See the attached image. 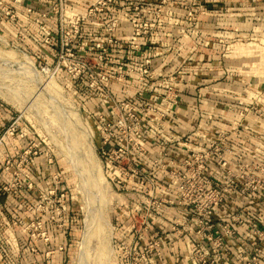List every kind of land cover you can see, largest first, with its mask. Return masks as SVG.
Instances as JSON below:
<instances>
[{
	"label": "rangeland",
	"instance_id": "obj_1",
	"mask_svg": "<svg viewBox=\"0 0 264 264\" xmlns=\"http://www.w3.org/2000/svg\"><path fill=\"white\" fill-rule=\"evenodd\" d=\"M59 1L47 0V9L42 12H51L53 7L58 12L80 14L89 10L115 12L122 20L127 19L128 12H139L136 24H150L151 31L141 34L137 42L142 46L153 42L142 50L155 55L151 72L158 76L181 71L166 73L157 66L172 49L169 39L179 35L187 43L199 38L205 43L196 25L206 12L237 14L235 23L253 27L244 43L255 48L256 43L264 42L254 29L261 20L242 14L264 12V0ZM17 7L12 6L16 14L13 19L0 12V191L8 194L0 207V264H34L37 258L55 261L59 258L56 253L61 256L57 260L60 264H143L140 251L148 249L145 244L150 233H158L157 237L164 240L162 255L168 244L176 242L181 248L178 239L169 234L173 235V227L179 228L170 224L171 219L183 215L179 179L184 178L186 190H193L191 178L178 175L185 168L176 162L162 168L165 161L159 159L157 147L146 143L130 155L131 168L126 167L119 175L118 168L106 166V156L100 153L95 122L105 107L98 74L116 73L120 59L114 53L115 46H109L102 55L100 49L84 48L81 43L87 45L86 37L92 33L89 44L96 45L102 32L97 23L104 22L103 17L109 14L79 22V33L65 46L61 44L60 26L67 19L58 15L43 19L37 13L35 22L55 28L50 46L45 43L46 35L37 36L26 26ZM139 60L134 55L130 65H123L122 72L132 69L130 78L110 83L109 91L117 99L136 100L138 82L132 76L138 72ZM250 68L257 71L255 58ZM95 203L100 208L93 207ZM230 206L242 209L240 201L234 200ZM144 207L148 209L150 231L142 239L141 231L128 229L131 224L136 230L143 229L142 220H135ZM88 210L94 219L84 237ZM99 216L106 219L108 227ZM233 226L235 239L228 242L233 244L229 246L232 263L254 264L252 258H256L257 264H264V247H250L243 237L246 227ZM152 259L156 264L163 261L155 255Z\"/></svg>",
	"mask_w": 264,
	"mask_h": 264
},
{
	"label": "built area",
	"instance_id": "obj_2",
	"mask_svg": "<svg viewBox=\"0 0 264 264\" xmlns=\"http://www.w3.org/2000/svg\"><path fill=\"white\" fill-rule=\"evenodd\" d=\"M23 0H0V12L13 19V5H20ZM67 0H60V4ZM62 9V8H60ZM32 10L27 8L25 12ZM58 12L56 7L51 12L38 13L39 18L46 19L50 15L64 16L60 26V37L64 38L65 46L69 45L70 37L79 33V22L86 18L109 14L103 17L104 22L97 23L102 32L97 35L95 46H90L89 40L94 38L90 33L84 48L100 49L106 53L109 46H115L114 53L119 57L120 66L113 75L98 74L101 84L100 96L105 109L97 114L95 128L100 140V153L106 156V166L118 168L119 175L131 168V154L143 145L157 147L158 157L165 161L162 168L174 162L182 165L178 175L189 176L193 190H186L184 178L177 184L183 197L180 208L183 215L180 219H171L173 227L172 238L179 241L182 250L181 260L176 264H233L232 252L228 242L235 239L236 230L233 224H243L246 227L244 238L252 248L264 247V130L256 129L248 121L253 118L264 122V88L247 89L237 98L235 106L228 107L233 117L228 125L222 126L212 133L202 131L196 126L189 135L183 136L168 129L169 120L175 116L181 100L182 84L185 71L174 74L156 75L151 72V51H143L153 45L150 40L142 46L141 34L151 31V25L136 24L139 12H128L127 19L114 15L115 12ZM205 13V12H202ZM102 20V21H103ZM94 23V22H93ZM128 31L125 39L117 37ZM115 33V35H113ZM45 43L53 45L51 34L46 35ZM134 55H138V72L134 74L138 89L136 100H122L109 91L112 81H124L130 78L132 69L122 72L123 65L131 64ZM101 59V57L99 58ZM129 68V67H128ZM89 70V68H88ZM85 70H83L84 72ZM158 76V77H157ZM178 175H176L178 177ZM7 191L6 187H3ZM186 192V194H184ZM191 193V194H189ZM61 197L63 195L61 194ZM240 201L241 210L231 207L232 201ZM148 209L140 218L143 229L136 230L131 224L128 232H139L142 239L150 231ZM158 233H150L148 249L141 250L143 264H156L152 255L163 260L161 247L164 240L157 237ZM157 237V238H155ZM155 238V241L152 240ZM61 249V248H60ZM148 252L151 254L147 256ZM254 264L256 258H252ZM135 264V262H131Z\"/></svg>",
	"mask_w": 264,
	"mask_h": 264
},
{
	"label": "crops",
	"instance_id": "obj_3",
	"mask_svg": "<svg viewBox=\"0 0 264 264\" xmlns=\"http://www.w3.org/2000/svg\"><path fill=\"white\" fill-rule=\"evenodd\" d=\"M30 8L33 12H25ZM47 9V0H24L17 7L18 14L26 26L37 36L51 34L53 25H43L35 22L36 14ZM230 12H206L196 25L200 38L197 42L187 43L179 38L169 39L172 49L164 58L157 62L166 73L187 70L189 76L182 84V94L176 114L168 122V129L180 135H186L196 126L206 133L219 130L228 125L233 117L228 107L235 106L237 98L245 88H264V42L250 46L244 43V38L253 27L238 24L237 14ZM248 16H256L261 23L256 26L259 36L264 38V12H245ZM250 16V17H251ZM201 33V34H200ZM128 31L119 34L125 39ZM255 56V57H254ZM256 61L257 71L250 68V63ZM256 129L264 130V122L253 118L248 120ZM182 250L174 242L163 250V261L157 264H176L181 260ZM55 257L61 258L56 253ZM57 259V260H58ZM57 260L35 261L34 264H58ZM51 261V262H50ZM60 264V263H59Z\"/></svg>",
	"mask_w": 264,
	"mask_h": 264
},
{
	"label": "bare ground",
	"instance_id": "obj_4",
	"mask_svg": "<svg viewBox=\"0 0 264 264\" xmlns=\"http://www.w3.org/2000/svg\"><path fill=\"white\" fill-rule=\"evenodd\" d=\"M25 67H26V65H25ZM28 67V66H27ZM25 69V68H24ZM32 69V68H31ZM29 71V70H28ZM28 71H27V73H28ZM37 73V72H36ZM31 76V75H30ZM36 76H38L37 74H36ZM35 77V76H34ZM37 78V77H36ZM35 78V81L38 79H36ZM31 79H33V78H31ZM37 82V81H36ZM42 81H40V83H41ZM38 83H39V79H38ZM42 85V84H41ZM44 86H46V85H44ZM49 86H50V84H49ZM49 86H48V88H49ZM45 88V87H44ZM46 89V88H45ZM41 90H43V89H41ZM49 90H50V88H49ZM47 92H48V89L46 90ZM49 94V93H48ZM51 96V95H50ZM48 96H46V98H47ZM55 98H56V96H55ZM48 99V98H47ZM51 98H49V100H50ZM53 100V99H52ZM54 101H56V100H54ZM50 102V101H49ZM51 103V102H50ZM52 105L51 106H53V103H51ZM54 105H57V103H55ZM50 106V107H51ZM55 107V106H54ZM58 107H60V106H57V108L56 109H58ZM56 111V110H55ZM86 133H87V131H86ZM87 135V134H86ZM88 142V141H87ZM89 145V144H88ZM87 150H89V149H87ZM80 162V161H79ZM79 165H81V164H79ZM83 180H80V182H82ZM84 185H85V183H84ZM87 187H88V185H87ZM93 207H95L96 209H98V208H100V205L99 204H94V206ZM89 208H90V206H89ZM91 211H89L88 210V212H87V217H88V221H86V223H85V233H84V237H86V233L90 230V222L94 219V217L92 216V214L90 213ZM97 213H100V212H97ZM98 215H100V214H98ZM100 217V219H103V223H104V226L105 227H108L109 226V223L106 221V219H104L102 216H99ZM101 222V221H100ZM101 226V225H100ZM104 226H102V227H104ZM82 244V243H81Z\"/></svg>",
	"mask_w": 264,
	"mask_h": 264
},
{
	"label": "trees",
	"instance_id": "obj_5",
	"mask_svg": "<svg viewBox=\"0 0 264 264\" xmlns=\"http://www.w3.org/2000/svg\"><path fill=\"white\" fill-rule=\"evenodd\" d=\"M8 198V194L0 191V207H2Z\"/></svg>",
	"mask_w": 264,
	"mask_h": 264
}]
</instances>
